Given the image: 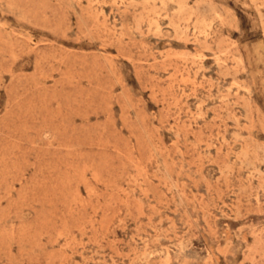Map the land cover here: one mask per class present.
<instances>
[{"label":"rangeland","instance_id":"1","mask_svg":"<svg viewBox=\"0 0 264 264\" xmlns=\"http://www.w3.org/2000/svg\"><path fill=\"white\" fill-rule=\"evenodd\" d=\"M0 264H264V0H0Z\"/></svg>","mask_w":264,"mask_h":264}]
</instances>
